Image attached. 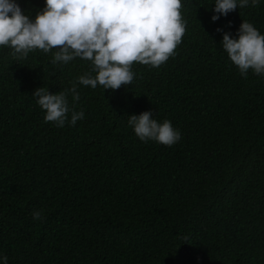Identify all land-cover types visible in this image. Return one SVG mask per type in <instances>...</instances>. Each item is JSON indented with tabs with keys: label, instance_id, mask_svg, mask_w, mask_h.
<instances>
[{
	"label": "trees",
	"instance_id": "16d2710c",
	"mask_svg": "<svg viewBox=\"0 0 264 264\" xmlns=\"http://www.w3.org/2000/svg\"><path fill=\"white\" fill-rule=\"evenodd\" d=\"M17 3L31 16L44 7ZM213 4L181 0L186 29L174 55L158 68L134 62L130 85H78L75 126L45 122L32 93L67 90L92 62L52 63L55 52L42 50L20 59L0 47L8 264H264V76H241L216 31L234 36L247 21L264 35V0L215 23ZM145 111L170 121L180 141L141 142L128 116Z\"/></svg>",
	"mask_w": 264,
	"mask_h": 264
},
{
	"label": "clouds",
	"instance_id": "9594fccd",
	"mask_svg": "<svg viewBox=\"0 0 264 264\" xmlns=\"http://www.w3.org/2000/svg\"><path fill=\"white\" fill-rule=\"evenodd\" d=\"M259 2L214 0L211 22ZM180 9L181 0H44V7L31 16L17 0H0V47L7 46L20 59L42 50L55 52L52 63L67 64L76 58L92 62L91 72L79 76L67 90L51 94L40 87L32 93L45 122L75 126L84 119V112L72 110L69 102V97L80 100L78 85L116 90L132 83L134 62L158 68L174 55L186 29ZM216 31L222 33L220 45L241 76L249 70L264 76V35L247 21L234 36L222 28ZM128 126L141 142L170 147L181 139L170 121L157 122L152 111L129 115ZM31 215L33 220L42 218L38 210ZM0 264H8V257L0 255Z\"/></svg>",
	"mask_w": 264,
	"mask_h": 264
}]
</instances>
